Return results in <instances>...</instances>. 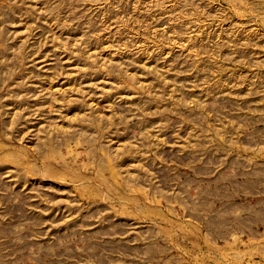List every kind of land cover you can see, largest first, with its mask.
<instances>
[{
    "label": "rangeland",
    "instance_id": "obj_1",
    "mask_svg": "<svg viewBox=\"0 0 264 264\" xmlns=\"http://www.w3.org/2000/svg\"><path fill=\"white\" fill-rule=\"evenodd\" d=\"M0 264H264V0H0Z\"/></svg>",
    "mask_w": 264,
    "mask_h": 264
}]
</instances>
